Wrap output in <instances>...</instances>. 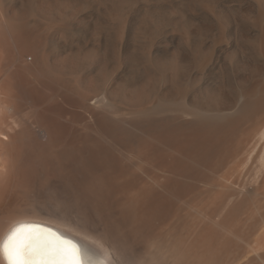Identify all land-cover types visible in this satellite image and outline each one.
Instances as JSON below:
<instances>
[{"label":"bare ground","instance_id":"obj_1","mask_svg":"<svg viewBox=\"0 0 264 264\" xmlns=\"http://www.w3.org/2000/svg\"><path fill=\"white\" fill-rule=\"evenodd\" d=\"M230 1H197L128 83L121 10L110 48L64 51L49 22L72 2L0 0V241L32 224L82 264L264 261V0Z\"/></svg>","mask_w":264,"mask_h":264},{"label":"rangeland","instance_id":"obj_2","mask_svg":"<svg viewBox=\"0 0 264 264\" xmlns=\"http://www.w3.org/2000/svg\"><path fill=\"white\" fill-rule=\"evenodd\" d=\"M25 1L27 2L28 0ZM25 1L2 0L3 2L2 4H4L5 8L8 7V9H13L15 8L16 5H17L16 7H18V5L20 6L19 3L22 2L23 4ZM56 1H62L64 3L66 2L65 4H67L68 2L69 3L72 2L71 4L75 5L76 7L75 9L76 11H74L75 13L73 12V14H71L70 17L66 18V20L61 21L59 23L57 21L55 22L56 24L54 22H49L51 31H54L53 33H55V31L56 33L57 32H62L64 34L66 33L68 35L66 34L65 35L68 38L70 36L71 39L73 40L72 41L69 38L71 41L68 43V45L65 44V46L63 43L62 45H60L61 44L60 42L59 46H61L60 48L62 50L64 49L68 50L70 48H74V46L78 47L79 45L82 48H86L87 46H88L87 48H89V46L90 47L92 46L99 48L101 47V49H105L104 46L106 45H107L106 48H110V43L108 42L107 37L110 36L109 33L111 32L114 33V31L112 29L110 30L107 27V24L104 23V19H103L104 12L102 7L103 6L110 7V9H112L113 11L112 13H117L119 10H121L118 14L120 16H124L123 18L126 21V33H125L126 37L124 43L122 44V48L120 52V55L123 57L122 61L124 60V66L123 65L121 66V69H123L121 71L122 74L120 73V75H122L123 78L126 80V82L129 83L130 80L131 82H135V80H137L138 78L137 67L139 64L138 61L140 62L139 49L144 47L148 48L151 46L153 47L164 46L165 43L167 42V39L173 34L176 35L179 32H183V31L187 32L189 27L192 25L193 19L194 18L196 19L199 13L200 5H197V3L199 2L198 4H200V1L202 0L200 1L199 0H93V1L92 0H56ZM123 3L125 5H123ZM214 3L216 6L218 5L217 7L220 6L221 8L223 7L224 9H226L227 7H231L233 4L230 0H214ZM8 5H10V8ZM195 6L196 7L199 6V7L196 8ZM195 19L194 21H196ZM245 23H248V21H245ZM243 31H244L243 33L246 32L248 33L246 28ZM51 36H52L51 38H53V35ZM199 36L196 37L198 38L197 41L195 38L191 43L193 47H196V49L198 48L200 49L204 47L203 42L201 43L203 47L199 43L202 40L204 41L206 35L205 37L204 35H202V37L201 35ZM98 39L101 40L96 42V40ZM103 39H105V41ZM242 39L241 41H243ZM102 40L106 43H104ZM99 42L100 44H98ZM52 43L54 45L56 44V41H53ZM250 264H264V261L256 260Z\"/></svg>","mask_w":264,"mask_h":264},{"label":"snow or ice","instance_id":"obj_3","mask_svg":"<svg viewBox=\"0 0 264 264\" xmlns=\"http://www.w3.org/2000/svg\"><path fill=\"white\" fill-rule=\"evenodd\" d=\"M9 264H82L76 243L50 228L20 224L0 241Z\"/></svg>","mask_w":264,"mask_h":264},{"label":"clouds","instance_id":"obj_4","mask_svg":"<svg viewBox=\"0 0 264 264\" xmlns=\"http://www.w3.org/2000/svg\"><path fill=\"white\" fill-rule=\"evenodd\" d=\"M15 227H16V226H13V227L9 230V232H11V230H12L13 228H15ZM9 232H8V233H9ZM69 264H74V262H73V261H70Z\"/></svg>","mask_w":264,"mask_h":264}]
</instances>
